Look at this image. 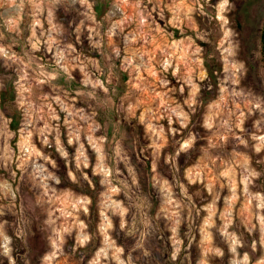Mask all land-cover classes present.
Wrapping results in <instances>:
<instances>
[{"label":"rangeland","instance_id":"obj_1","mask_svg":"<svg viewBox=\"0 0 264 264\" xmlns=\"http://www.w3.org/2000/svg\"><path fill=\"white\" fill-rule=\"evenodd\" d=\"M263 22L0 0V264H264Z\"/></svg>","mask_w":264,"mask_h":264},{"label":"trees","instance_id":"obj_2","mask_svg":"<svg viewBox=\"0 0 264 264\" xmlns=\"http://www.w3.org/2000/svg\"><path fill=\"white\" fill-rule=\"evenodd\" d=\"M260 38H261V43L264 45V22H263V25H262V28H261ZM209 67H210L209 70H208L209 76H210L211 79L215 80L218 68H216L214 66V64H211V65L209 64Z\"/></svg>","mask_w":264,"mask_h":264},{"label":"flooded vegetation","instance_id":"obj_3","mask_svg":"<svg viewBox=\"0 0 264 264\" xmlns=\"http://www.w3.org/2000/svg\"><path fill=\"white\" fill-rule=\"evenodd\" d=\"M96 1H97V0H96ZM97 4H98V3H97ZM97 4H96V6H97ZM167 15H168V14H167L166 12H164V17H167Z\"/></svg>","mask_w":264,"mask_h":264}]
</instances>
